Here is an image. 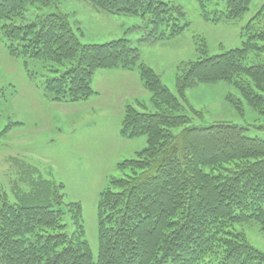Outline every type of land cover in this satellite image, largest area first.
I'll list each match as a JSON object with an SVG mask.
<instances>
[{
    "label": "trees",
    "instance_id": "16d2710c",
    "mask_svg": "<svg viewBox=\"0 0 264 264\" xmlns=\"http://www.w3.org/2000/svg\"><path fill=\"white\" fill-rule=\"evenodd\" d=\"M62 1L0 0V43L11 56L42 62L52 74L45 95L54 102L90 98L98 70L137 71L148 100L124 107L120 134L144 136L146 145L116 164L120 175L100 193L96 259L82 205L65 201L63 182L27 179L29 191H17L14 203L0 184V264H264V252L239 229L257 223L264 232V138L230 121L194 125L185 96L196 85L226 82L264 115V22H250L238 47L216 55L204 48L182 62L174 93L129 39L81 42L69 13L59 10ZM82 1L97 12L146 20L152 27L141 40L150 43L189 25L182 8L164 0ZM197 1L204 14L212 6L216 16L206 19L217 21L242 16L253 0ZM52 7L58 11L45 12ZM256 15L264 16V5Z\"/></svg>",
    "mask_w": 264,
    "mask_h": 264
},
{
    "label": "rangeland",
    "instance_id": "374dc122",
    "mask_svg": "<svg viewBox=\"0 0 264 264\" xmlns=\"http://www.w3.org/2000/svg\"><path fill=\"white\" fill-rule=\"evenodd\" d=\"M164 1L180 6L189 25L182 34L153 43L141 40L152 25L146 27L147 21L138 16L97 12L82 0H63L59 10L69 13L83 43L129 39L139 48L142 62L160 74L174 93L182 62L195 60L204 48L207 55H216L238 47L247 38L250 22L257 23L256 27L264 22V16H255L264 0H253L250 9L238 18L217 21L206 19L216 16L210 12L213 7L204 14L197 0ZM49 11L58 10L45 9ZM42 66L41 61L9 55L0 43V184L14 203L17 191H29L27 179L40 176L64 181L65 201L82 205L85 238L96 259L100 193L111 176L120 175L116 164L135 157L134 150L143 148L142 141L120 138L122 143H116L121 121L112 106L94 110L89 103L51 101L43 83L52 74ZM185 96L192 108L187 114L193 116L194 125L230 121L245 126L249 136L264 138V115L253 111L226 82L196 85L187 89ZM229 96L242 99V106L236 108ZM239 229L252 246L264 252V232L257 223L243 224Z\"/></svg>",
    "mask_w": 264,
    "mask_h": 264
},
{
    "label": "crops",
    "instance_id": "0c3cea01",
    "mask_svg": "<svg viewBox=\"0 0 264 264\" xmlns=\"http://www.w3.org/2000/svg\"><path fill=\"white\" fill-rule=\"evenodd\" d=\"M92 86L96 92L87 100L78 102H83L82 104L89 103L90 107L94 108V110H102V108L112 106L117 111L120 121L122 120L124 107L126 105H136L137 100H148V94L144 89L140 76L138 72L134 70H124L121 68L98 70L93 76ZM74 105H77V103L74 102ZM120 128L117 130L119 139L116 143H122V139L120 138L123 137L120 134ZM137 138H141L142 146L144 148V145H146L145 137L140 136ZM80 146L82 145H74V147ZM137 151L138 150H134V153ZM60 182L64 181L60 180Z\"/></svg>",
    "mask_w": 264,
    "mask_h": 264
}]
</instances>
